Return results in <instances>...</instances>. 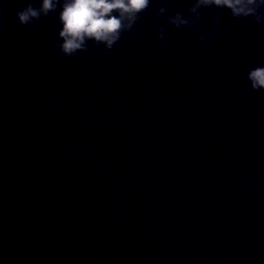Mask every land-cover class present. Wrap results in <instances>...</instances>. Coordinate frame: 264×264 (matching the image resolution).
Instances as JSON below:
<instances>
[{
	"label": "water",
	"instance_id": "obj_1",
	"mask_svg": "<svg viewBox=\"0 0 264 264\" xmlns=\"http://www.w3.org/2000/svg\"><path fill=\"white\" fill-rule=\"evenodd\" d=\"M161 2L112 51L65 57L58 13L23 26L39 0H0V264H264V92L246 78L264 25L161 19L158 51Z\"/></svg>",
	"mask_w": 264,
	"mask_h": 264
},
{
	"label": "clouds",
	"instance_id": "obj_2",
	"mask_svg": "<svg viewBox=\"0 0 264 264\" xmlns=\"http://www.w3.org/2000/svg\"><path fill=\"white\" fill-rule=\"evenodd\" d=\"M152 6L153 0H39V7L29 3L17 13V19L21 25L28 26L42 17L58 13V46L65 57H75L80 52L88 51L90 43L112 51L124 34L131 32ZM169 8L168 0H162L155 13L157 24L154 31L160 42L158 51L168 47L165 29L159 24L161 19L177 29L199 30L202 27V10L215 8L227 11L234 19H251L257 25H264V0H192L187 15L179 11L170 15ZM221 22V18L215 19L212 27L215 28ZM211 37L212 32L204 29L199 42L206 45ZM224 66L223 62L219 65L221 70ZM246 78L253 91L264 92V64L250 67ZM172 107L170 104L169 108ZM241 179L245 181L246 189L260 190L258 183L250 182L243 176ZM27 211L31 213L34 209L28 206Z\"/></svg>",
	"mask_w": 264,
	"mask_h": 264
}]
</instances>
